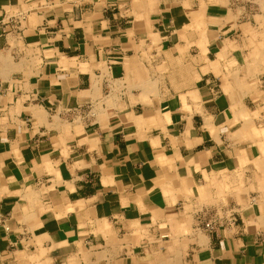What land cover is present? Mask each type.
I'll return each instance as SVG.
<instances>
[{
  "label": "crops",
  "instance_id": "0c3cea01",
  "mask_svg": "<svg viewBox=\"0 0 264 264\" xmlns=\"http://www.w3.org/2000/svg\"><path fill=\"white\" fill-rule=\"evenodd\" d=\"M219 2L0 0V264L144 263L190 218L228 225L210 264L264 263V59L222 8L259 3Z\"/></svg>",
  "mask_w": 264,
  "mask_h": 264
},
{
  "label": "rangeland",
  "instance_id": "374dc122",
  "mask_svg": "<svg viewBox=\"0 0 264 264\" xmlns=\"http://www.w3.org/2000/svg\"><path fill=\"white\" fill-rule=\"evenodd\" d=\"M232 1H241V2H244V3L247 2V1H250V3H251V1H252L253 3H259V5L248 4V6H246V5L243 4L242 6L241 5H235L234 7L229 6V5H227V6H223L222 5V8L227 9V10L234 8L236 10L235 11V15L237 17H240V20H238L236 23H234L233 27H234V29L238 28L239 32L241 31L243 33L244 37H245V41H244V39H242L241 40V44L243 46L242 48L247 50V53L242 55L241 59L245 62L246 66L248 67V64H251V58H250V55H249L250 52H251V47H258L257 45H263L262 44L263 42H261V41H264V39H263V37H259L261 34H257L255 28H250L249 30L246 31V30H244V26L243 25L249 24V25H251L253 27L257 26V23H258L257 21L259 19H261L258 16H262L263 15L264 0H232ZM216 2H219V1L216 0ZM221 2L229 3V0H224V1L221 0L219 3H221ZM261 26L264 28V22L261 24ZM250 37H251V40H250ZM248 55H249V59L247 58ZM244 58H245V60H244ZM247 71H248V69H246V68H245V71L242 70V72H247ZM236 72H239V71L237 70ZM248 73H249V71H248ZM262 75H263V77H262ZM248 77H249V79H247V83L251 87H257V90H258L257 92L258 93H263V90H262L263 88H262L261 84H262V81L264 80V79H262V78H264V71L258 77H256V76L254 77L253 74H248ZM248 96H249V103H251L252 101L250 100V97H254V96H252V95H248ZM203 223H205V222H203ZM188 225H191V227L193 228L192 230H194V231L199 229V230H202L203 232L206 231L207 233L214 232L218 228H221V227L224 228V227L228 226V225H216L215 226L216 228H215V227H208L207 225H198L197 224V220L196 219L193 220L192 218H190L188 220ZM160 226H162V225H160ZM160 226L159 225H154V227L152 228L151 231H149V229H144V231H145L144 235L147 237L146 241H148V239H149L148 242L150 243V246H146V249H145V247H143L144 244H141L142 247L139 248L138 252H141L142 255L144 256V254L147 253L148 248H149V249H151L153 255L152 254L150 255V260L148 262H144V263L136 262L135 264H151V261L154 260V258L157 257V256H160V257H162L164 259H166L169 256L171 241H170V238H164V239L162 238L161 239L162 234L163 233L166 234V232H168V231L162 230ZM166 226H168V229H170L172 233H177L179 231V226L180 225H166ZM212 228H215V229H212ZM204 229H205V231H204ZM159 234H161V235H159ZM142 237H144V236H142ZM185 238H187V236ZM189 242H190V240H188V243ZM207 247H208L207 244L203 245V246H198L197 244H195V242L191 241L188 244L187 253L185 254L184 263L185 264H210L209 262L204 260L207 257V254H206V248ZM65 249H66V251L68 250V253L69 252H72V253L73 252H75V253L81 252V254L83 252L90 253V252H88L86 250L80 251V250H74L73 249L71 251L69 249V247H65ZM68 253L60 254V252H59V254L58 253L57 254L56 253L52 254L53 258L55 259L54 263H52V264H62L63 261L64 262L67 261L68 257H69ZM41 256H44V255L42 254ZM195 257L197 259L199 258V260H197L198 263H197ZM81 262H82L81 264L85 263V262L83 263L82 260H81Z\"/></svg>",
  "mask_w": 264,
  "mask_h": 264
},
{
  "label": "bare ground",
  "instance_id": "6f19581e",
  "mask_svg": "<svg viewBox=\"0 0 264 264\" xmlns=\"http://www.w3.org/2000/svg\"><path fill=\"white\" fill-rule=\"evenodd\" d=\"M200 12V11H199ZM199 12L197 11L196 13H193L195 14L198 18H199ZM203 13V12H202ZM194 15V16H195ZM201 15V14H200ZM203 18H202V17ZM199 19L202 18V22L203 19H204V15H201ZM198 18H195L193 17V19H198ZM195 21V20H193ZM220 21V20H219ZM219 21H217L216 23H219ZM214 22V21H213ZM199 22L195 21V24ZM194 24V25H195ZM196 24V25H198ZM202 24V23H201ZM200 25V24H199ZM198 25V26H199ZM204 26V25H202ZM192 27H193V24H192ZM205 27V26H204ZM203 27V28H204ZM263 44V43H262ZM258 48H257V55L258 57H261V59L263 60L264 59V52L262 51L261 52V47L263 46L264 47V44L263 45H257ZM262 47V48H263ZM228 86V85H226ZM253 91H256V89H254ZM237 190V192H235ZM240 187H236V188H233L231 190V195L233 196H236L238 197V193L240 191ZM237 194V195H236ZM201 216V215H200ZM197 220L199 221V218H197ZM200 220L202 221V219L200 218ZM208 223V222H207ZM160 226V225H159ZM208 227H215L216 225H207ZM108 227V225H107ZM106 227V228H107ZM162 230H165V231H168L165 233L162 234L161 236V239L163 238H170V241H171V244H170V254L169 256L164 259L160 256H157L154 258V260L151 261V264H185L184 263V260H185V254L187 253V248H188V244L193 241L195 242V244H197L198 246H203V245H208L209 243V239H208V236L206 234V231L204 229L205 232H203L202 230H192L193 228L191 227V225H180L179 226V231L177 233H172L170 229H168V226L166 225H162L160 226ZM263 227V228H262ZM261 229L264 230V225H262ZM147 231V230H146ZM139 232V231H138ZM137 232V233H138ZM145 232V231H144ZM109 233V232H108ZM113 234V233H112ZM111 234V235H112ZM144 234V233H143ZM143 234H139L138 233V237L137 239L139 238V236L142 237ZM161 235V234H159ZM107 236V235H106ZM114 236V235H112ZM136 236V234H135ZM187 236V238H185ZM145 237V236H144ZM114 238V237H113ZM160 239V240H161ZM190 240V242L188 243V240ZM139 240V239H138ZM119 241V240H118ZM137 241V240H136ZM149 241V239H148ZM120 242V241H119ZM138 243V242H137ZM140 243V242H139ZM136 244V242H135ZM123 245V244H122ZM138 245V244H137ZM168 245V244H167ZM113 246V245H111ZM98 247V246H97ZM123 247V246H122ZM206 247V246H205ZM121 248V247H120ZM104 249V248H103ZM109 249V248H108ZM112 249V248H111ZM118 249V248H117ZM113 250V249H112ZM208 251V250H207ZM44 251H41L39 255H33V254H24V253H20L18 254L19 258V264H52L50 258H44V256H41ZM105 252V250H104ZM118 252V251H117ZM204 252V251H203ZM209 252V251H208ZM81 254V252H79ZM79 253H75V254H72L68 257V260L67 261H63L62 264H81V260L83 261L84 264H97V259L95 257V253H85L83 252L81 255ZM106 253V252H105ZM109 253H110V250H109ZM200 253V252H199ZM197 254V253H196ZM204 254V253H203ZM141 255V254H140ZM201 255V254H200ZM197 256V255H196ZM95 257V258H94ZM201 257V256H200ZM196 258V257H195ZM104 259V258H103ZM262 259V258H260ZM199 260V258L197 259L196 258V261ZM198 263V261H197ZM264 264V263H263Z\"/></svg>",
  "mask_w": 264,
  "mask_h": 264
},
{
  "label": "built area",
  "instance_id": "2783aa9c",
  "mask_svg": "<svg viewBox=\"0 0 264 264\" xmlns=\"http://www.w3.org/2000/svg\"><path fill=\"white\" fill-rule=\"evenodd\" d=\"M204 225H211V222L209 221L208 223L205 222ZM216 228V227H215ZM215 228H212V229H215Z\"/></svg>",
  "mask_w": 264,
  "mask_h": 264
}]
</instances>
